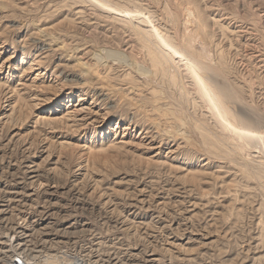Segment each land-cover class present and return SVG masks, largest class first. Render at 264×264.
<instances>
[{
    "label": "rangeland",
    "instance_id": "rangeland-1",
    "mask_svg": "<svg viewBox=\"0 0 264 264\" xmlns=\"http://www.w3.org/2000/svg\"><path fill=\"white\" fill-rule=\"evenodd\" d=\"M152 27L264 116V0H0V263L264 264V149Z\"/></svg>",
    "mask_w": 264,
    "mask_h": 264
},
{
    "label": "bare ground",
    "instance_id": "bare-ground-1",
    "mask_svg": "<svg viewBox=\"0 0 264 264\" xmlns=\"http://www.w3.org/2000/svg\"><path fill=\"white\" fill-rule=\"evenodd\" d=\"M104 5V4H103ZM107 7V6H106ZM110 7V6H109ZM109 9V8H108ZM112 9V8H110ZM115 9V8H113ZM112 12H114L112 10ZM117 14L122 13V17L128 18L130 13L121 12L120 10H115ZM115 14V13H114ZM141 14V13H140ZM131 16V15H130ZM134 16V15H133ZM140 15H138L139 17ZM117 17V16H116ZM140 18V17H139ZM133 19V18H132ZM128 21V20H126ZM144 21V20H143ZM142 21V22H143ZM150 22V21H149ZM146 23V22H145ZM154 27V26H153ZM152 27V28H153ZM137 29V28H136ZM152 30V29H151ZM155 36L158 38V42L162 45V48L166 49L168 54L172 56L171 59H176V57L183 58L186 62V69L190 77L193 79L195 87L200 91L203 99L206 101L207 105L211 106L214 109L215 113L219 116V118L223 121V125L225 130L233 132L235 135L244 140V143L247 145H256L264 149V116L258 114L256 109L246 106L245 100L240 97V94H237L236 91L231 90L229 87L219 84L220 74L216 71L212 66L207 65L206 61L200 59L199 57H194L189 52H186L182 49H177L171 43L161 36L159 31L153 28ZM147 32V31H146ZM141 33V32H140ZM149 33V32H148ZM151 33V32H150ZM142 35V34H141ZM149 48V47H148ZM146 47V49H148ZM151 49V47L149 48ZM153 50V49H152ZM151 51V50H150ZM165 51V50H164ZM149 52V51H148ZM147 52V53H148ZM150 54V53H149ZM168 55V56H169ZM150 56V55H149ZM198 56V55H197ZM153 62V68L155 70H159L157 67L158 61L154 52H151V57ZM158 58V57H157ZM167 58V57H166ZM173 61V60H172ZM180 61V60H179ZM183 61V60H182ZM168 61H166L167 63ZM166 63L165 66H166ZM172 63V62H171ZM180 63V62H179ZM162 64V63H161ZM181 64V63H180ZM169 65V64H168ZM164 66V65H163ZM215 66V64H214ZM173 67V66H172ZM212 67V68H211ZM165 69V68H164ZM162 68V72H164ZM220 70V69H219ZM156 71V72H157ZM166 72V71H165ZM169 72V71H168ZM221 73V72H220ZM170 74V73H169ZM225 74H223L224 76ZM171 76V75H170ZM174 78V77H173ZM175 79V78H174ZM227 79V78H226ZM228 80V79H227ZM176 81V79L174 80ZM229 81V80H228ZM231 81V80H230ZM227 82V81H225ZM230 84V82H229ZM233 83L231 82V85ZM235 85V84H234ZM232 85V86H234ZM230 86V85H229ZM236 87V86H234ZM239 89V88H236ZM197 90V91H198ZM242 90V89H239ZM235 93H234V92ZM244 91V89H243ZM196 92V91H195ZM238 92V91H237ZM240 92V91H239ZM155 93V92H154ZM243 94V93H241ZM246 94V93H245ZM244 95V94H243ZM246 96V95H245ZM248 97V95H247ZM246 97V98H247ZM244 98V96H243ZM250 100V99H249ZM245 101V102H244ZM233 103L238 105V112H233L230 109L226 108V105ZM245 103V104H244ZM253 104V103H252ZM256 108V107H255ZM257 111H259L257 109ZM77 112V111H75ZM260 112V111H259ZM78 113V112H77ZM262 114V113H261ZM264 115V114H263ZM223 128V129H224ZM258 128V129H257ZM201 133V132H200ZM226 133V132H225ZM230 133V132H229ZM221 136V135H220ZM225 137V135H222ZM227 137V136H226ZM211 138V137H210ZM231 138V137H230ZM226 139V138H225ZM227 140V139H226ZM234 140V139H232ZM233 142V141H232ZM238 144V143H236ZM235 147V146H234ZM255 147V146H254ZM249 148V147H248ZM243 148H239L238 150H242ZM257 149V148H255ZM259 149V148H258ZM237 150V151H238ZM260 150V149H259ZM258 150V151H259ZM262 151V150H261ZM246 152V151H245ZM232 153V152H231ZM236 153V152H235ZM244 153V152H243ZM225 155V154H224ZM240 156V155H239ZM233 158V157H232ZM233 160V159H232ZM249 166V165H248ZM82 193V192H81ZM164 208V207H163ZM122 217V216H121ZM163 219V218H162ZM44 229V228H43ZM145 231V230H144ZM156 242V241H155ZM75 256V255H74ZM45 259L40 260L39 262H35V264H70L67 261H62L56 256H45L42 257ZM71 262V261H69ZM75 263L71 262V264H78L80 261L76 259ZM83 262V261H82ZM242 263V262H241ZM86 264V263H85Z\"/></svg>",
    "mask_w": 264,
    "mask_h": 264
},
{
    "label": "built area",
    "instance_id": "built-area-1",
    "mask_svg": "<svg viewBox=\"0 0 264 264\" xmlns=\"http://www.w3.org/2000/svg\"><path fill=\"white\" fill-rule=\"evenodd\" d=\"M30 259V261H27V259ZM42 257L39 256H34L31 257V255H26L23 253H18L14 258L13 261L10 263L11 264H35V262H39L40 260H42ZM0 264H4L3 262Z\"/></svg>",
    "mask_w": 264,
    "mask_h": 264
}]
</instances>
